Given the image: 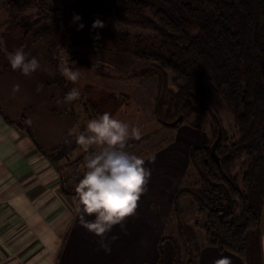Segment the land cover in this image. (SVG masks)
I'll list each match as a JSON object with an SVG mask.
<instances>
[{
  "label": "trees",
  "instance_id": "16d2710c",
  "mask_svg": "<svg viewBox=\"0 0 264 264\" xmlns=\"http://www.w3.org/2000/svg\"><path fill=\"white\" fill-rule=\"evenodd\" d=\"M1 7L30 13L28 18L17 17L11 22L21 34L18 47L28 54L43 37L57 36V41L48 42L43 58L54 70L48 85H57L63 95L69 93V84L59 68L60 51L66 48L68 63L75 66L87 63L83 56L86 50L106 51L128 55L141 65L136 76L156 81L151 111L161 126L180 115L182 122L194 116L209 117L207 141L189 148V163L195 174H186L184 187L176 191L173 212L180 227V200L188 195L196 214L194 227L201 230L206 246L232 254L246 264H263L264 0H75L72 4L67 0H2ZM76 15L80 20L74 22ZM109 16L142 33L110 30ZM97 20L103 27H93ZM0 57L5 56L0 52ZM98 64L93 67L95 73L107 76ZM81 91L90 93L82 106L88 120L107 112L104 104L108 101L114 108L128 104L126 94L100 96L92 85ZM221 113L231 118L236 137L228 142L222 129L217 164L210 146ZM189 127L198 129L194 123ZM25 130L36 144L31 128ZM150 138L146 135L129 142L127 150L141 147ZM159 145H151L150 150ZM35 146L47 156L57 151L46 153ZM135 154L142 156L143 151ZM85 155L83 150L76 160L59 168L62 195L76 196ZM203 215L206 220L200 225ZM175 253L176 264H195L192 253L186 255L185 262L179 249Z\"/></svg>",
  "mask_w": 264,
  "mask_h": 264
},
{
  "label": "crops",
  "instance_id": "0c3cea01",
  "mask_svg": "<svg viewBox=\"0 0 264 264\" xmlns=\"http://www.w3.org/2000/svg\"><path fill=\"white\" fill-rule=\"evenodd\" d=\"M33 49L29 58L37 54ZM38 61L40 68L27 76L0 61V264H156L161 256L160 264H176L180 240L187 254L193 251L195 264H219L213 258L226 254L204 244L195 216L185 218L194 211L191 198L180 200V227L173 212L174 195L189 167V148L199 143L198 134L186 127H175L174 137L155 149H135L143 151L144 167L150 170L146 192L136 214L126 219V231L117 226L106 235L111 252L100 248V238L76 212V196L61 194V166H56L76 160L83 151L76 138L84 130L78 111L83 112L84 100L82 94L69 101L52 92L50 66ZM105 109L115 116L121 111ZM27 126L42 151L57 149L53 156L36 148ZM206 140L205 134L200 143Z\"/></svg>",
  "mask_w": 264,
  "mask_h": 264
},
{
  "label": "clouds",
  "instance_id": "9594fccd",
  "mask_svg": "<svg viewBox=\"0 0 264 264\" xmlns=\"http://www.w3.org/2000/svg\"><path fill=\"white\" fill-rule=\"evenodd\" d=\"M78 20V15L73 17L74 22ZM93 27H103V24L97 20ZM7 60L12 70H19L25 76L40 68L38 59L29 58L23 48L9 52ZM62 74L73 82L79 78L77 71L68 68ZM79 95L73 89L66 94V99L71 101ZM139 137V129L104 112L89 119L76 138L87 153L75 186L76 212L82 215L83 226L100 238V248L106 253L111 252L106 235L117 226L126 231V219L136 214L138 202L146 192L150 170L144 167L141 156L127 150L128 143Z\"/></svg>",
  "mask_w": 264,
  "mask_h": 264
},
{
  "label": "rangeland",
  "instance_id": "374dc122",
  "mask_svg": "<svg viewBox=\"0 0 264 264\" xmlns=\"http://www.w3.org/2000/svg\"><path fill=\"white\" fill-rule=\"evenodd\" d=\"M75 0H67V4H72ZM0 0V36H4V38L0 39V52L2 55L5 56L4 53H9L14 51L15 49L19 48L17 40L20 37V32L17 31L11 22L14 20H17L20 18H28L30 17L29 12H23L16 8H9L4 9L1 7ZM110 30L112 31H118V32H128L129 34H138L142 33L139 29H130L126 28L123 25H120L113 16H109L106 18ZM56 35H48L46 37H43L40 39L37 43H35L30 51L33 49V54L36 52L37 54L33 55L37 59H40V61L43 62V53L45 47L48 45V42L52 39L57 41ZM11 39V42L8 43ZM109 39V38H108ZM77 43V42H76ZM8 45V46H7ZM29 51V52H30ZM83 56L87 58V63L84 62H78L77 66L73 65L72 63H68V57L67 49L64 48L62 51H60V57H59V68L62 72L63 69L68 68L73 71H77L79 73V78L77 81L73 82L68 80L63 74V77L65 78V81L69 84V92L73 89H76L79 91L80 94H82V100H85L84 97L87 95V98L90 97V93L81 91L82 87H86L89 85H92L96 88V90L100 91V96L108 95V94H114V95H120V94H126L129 96V99L126 101L128 104H123L124 101L121 104H123L120 108L121 111L118 113L117 118L123 120L124 122L128 123L131 127H135L139 129L140 131V137H144L146 135H149L151 138L148 139V141L144 142L143 145H146V149H150L151 145L154 144V146L159 145L162 141L171 139L174 137L172 135L174 133L173 127H167V126H161L157 119L153 116L151 108L153 107L154 102V96L156 94V81L155 80H141L139 76H136L138 69L141 67L140 64L134 62V60L125 54H117V53H108L106 51H91L86 50L83 52ZM0 61L8 62L6 57H0ZM46 62V61H45ZM89 63V64H88ZM97 66H102L104 69L102 71L107 74V76H100L95 73L93 70V67L96 64ZM47 64V63H46ZM98 69V68H97ZM48 74L51 78H49V81L52 80L54 75V70L50 66L48 69ZM145 81V82H144ZM142 82V83H141ZM50 90L52 92L62 93L63 91L59 90L57 85H51ZM56 93V94H57ZM78 100V98H76ZM55 97H53V107H56L55 103ZM55 101V102H54ZM109 103V104H107ZM104 104L105 108L111 107L112 103L108 101ZM62 109V107H61ZM76 109V108H74ZM78 109V108H77ZM117 109V107H116ZM116 109H114L116 111ZM79 115H82V122L84 123V129L86 127V124L88 122V119L86 117V114L80 111ZM91 113V112H89ZM94 114V113H92ZM221 129L224 130V133L227 136V141L232 142L234 138L236 137V130L233 125V122L231 118L225 114L221 113ZM210 119L209 117H203L200 119H197V116L191 117L189 120L181 121L180 125L178 127H186L191 129L192 131H195L198 134V140L197 142H201L202 138L207 133V125L209 124ZM189 123H194L197 125L198 129H192L189 127ZM207 135V134H206ZM139 137V138H140ZM137 139L133 138L130 142L135 141ZM207 141V140H206ZM84 150V149H83ZM85 151V150H84ZM133 153H136L133 149ZM151 156L148 154L146 157ZM68 163V161H66ZM65 162L62 163V161L57 162L58 168L60 166H63L66 164ZM187 171L185 172V176L183 178V183L181 184V187H184V183L186 181V174H195L193 167L189 163V167H187ZM80 170L82 168L80 167ZM70 170L67 169L66 172H69ZM180 188V187H179ZM178 188V189H179ZM177 189V190H178ZM193 210V208L191 209ZM194 216L196 219V215L194 211H191L187 213V217L185 218L188 220H194ZM206 220V216H200L199 217V223L200 225L203 224ZM196 221V220H195ZM189 227V226H188ZM180 247H181V261L185 262L184 260L187 255V249L186 244L182 243L181 240ZM261 250H262V263L264 262V206L262 211V224H261ZM193 254V251H192ZM226 256H220L218 258H213L214 262H217L219 264H246L243 260L239 259L238 257L225 253ZM196 263V261H195ZM264 264V263H263Z\"/></svg>",
  "mask_w": 264,
  "mask_h": 264
},
{
  "label": "water",
  "instance_id": "95a60500",
  "mask_svg": "<svg viewBox=\"0 0 264 264\" xmlns=\"http://www.w3.org/2000/svg\"><path fill=\"white\" fill-rule=\"evenodd\" d=\"M182 119H183V116L180 115L174 121L169 122V123H163V125L167 126V127H173L174 128L179 123H181ZM216 123H217V135H216L215 140L213 141V143L210 146V152H211V155L213 156V158L215 159L216 163L219 164V158L216 155V149H217V146H218V144L221 140V137H222V129H221L220 122L218 120L216 121Z\"/></svg>",
  "mask_w": 264,
  "mask_h": 264
}]
</instances>
